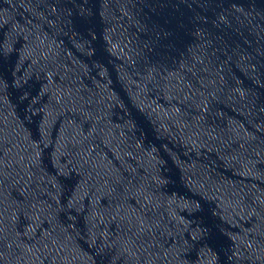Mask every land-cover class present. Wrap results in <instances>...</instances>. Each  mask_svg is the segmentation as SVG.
<instances>
[{
	"label": "water",
	"instance_id": "water-1",
	"mask_svg": "<svg viewBox=\"0 0 264 264\" xmlns=\"http://www.w3.org/2000/svg\"><path fill=\"white\" fill-rule=\"evenodd\" d=\"M0 264H264V0H0Z\"/></svg>",
	"mask_w": 264,
	"mask_h": 264
}]
</instances>
